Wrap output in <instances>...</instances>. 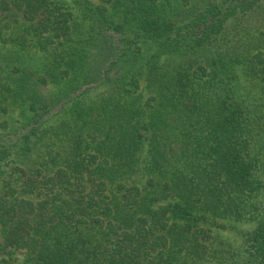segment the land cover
Instances as JSON below:
<instances>
[{
    "label": "trees",
    "instance_id": "1",
    "mask_svg": "<svg viewBox=\"0 0 264 264\" xmlns=\"http://www.w3.org/2000/svg\"><path fill=\"white\" fill-rule=\"evenodd\" d=\"M72 1L87 40L55 1L0 0V113L22 107L0 123V264H264V53L229 32L264 0ZM217 219L255 221L236 258Z\"/></svg>",
    "mask_w": 264,
    "mask_h": 264
},
{
    "label": "rangeland",
    "instance_id": "2",
    "mask_svg": "<svg viewBox=\"0 0 264 264\" xmlns=\"http://www.w3.org/2000/svg\"><path fill=\"white\" fill-rule=\"evenodd\" d=\"M56 3L62 5L65 9L69 10L74 16V23L77 27L75 38H81L82 40H87L90 37L86 34V28L88 27V22L81 18L80 12L77 6L72 0H52ZM92 2H98L99 0H91ZM182 3L184 0H181ZM184 4V3H183ZM176 7V5H175ZM264 8V7H263ZM232 31H229L230 38L233 39V43L238 44L237 47H241L242 50H247L249 53L263 52L264 53V9H256L251 13L241 16L239 19L232 22L230 25ZM228 38V39H230ZM86 51L89 54V59L93 60L95 51L92 48V43H85ZM88 45V46H87ZM24 60L26 65L34 70H41L43 65V56L34 51H27L24 54ZM173 61V60H170ZM242 89H253L244 84ZM56 87H49L46 90H40L45 96L48 94L53 95V91H56ZM245 90V91H246ZM256 87L253 92L256 93ZM95 95V94H93ZM92 95V96H93ZM4 108L7 109L6 113H0V123L5 122L9 127L17 125L22 121V107L20 105L6 102L4 103ZM1 128V126H0ZM148 159L147 144L142 145L140 151V165L138 172L133 175L130 179L131 183L142 186L145 179L143 178V167L144 162ZM257 178L261 181L263 188L258 194L257 201L264 209V153L261 155V164L259 169L256 171ZM254 219H248L244 221H236L231 219H217L209 220V226L212 229V233L218 238L219 241L224 243V248L229 250L230 253L236 258L242 251V241L243 236L246 232L254 227ZM19 256V255H18Z\"/></svg>",
    "mask_w": 264,
    "mask_h": 264
}]
</instances>
